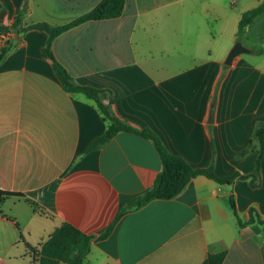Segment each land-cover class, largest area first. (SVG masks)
I'll use <instances>...</instances> for the list:
<instances>
[{"label": "crops", "instance_id": "0c3cea01", "mask_svg": "<svg viewBox=\"0 0 264 264\" xmlns=\"http://www.w3.org/2000/svg\"><path fill=\"white\" fill-rule=\"evenodd\" d=\"M99 1L0 0L1 24L10 25L26 7L22 27L58 26ZM262 1L244 3L249 10ZM208 5L126 0L120 17L75 26L53 40L51 51L76 85L109 90L105 102L116 117L150 129L192 167L248 175L259 147L253 141L241 153L264 122V40L258 36L264 13L240 38L250 52L227 66L236 31L225 44L216 42L220 15ZM46 39L40 30H12L11 50L0 65V190L22 194L42 210L4 198L0 247H21L32 261L30 251L67 223L92 237L84 264H201L221 252L222 264H264L261 226H240L228 201L232 195L241 222L252 208L264 221V148L256 188L245 179L218 184L199 175L175 198L127 212L102 236L131 198L152 187L161 162L152 141L128 132L87 150L107 122L93 100L63 89L42 55Z\"/></svg>", "mask_w": 264, "mask_h": 264}, {"label": "trees", "instance_id": "16d2710c", "mask_svg": "<svg viewBox=\"0 0 264 264\" xmlns=\"http://www.w3.org/2000/svg\"><path fill=\"white\" fill-rule=\"evenodd\" d=\"M126 0H100L90 11L80 15L58 26H50L40 22L25 27L21 26L22 18L26 12V7L22 8L15 16L10 25L0 23V35L15 31L17 35L23 34L28 30H40L46 33L47 39L42 48V55L52 62V68L59 79L63 89L69 93H81L87 98L94 101L102 118L107 122V127L102 135L97 137L87 148L88 151L97 150L104 146L118 132H128L138 135L142 138L152 141L153 146L159 156L161 162V170L156 175L154 183L150 189L139 196L131 198L124 207L119 211L114 222L106 229L102 236H107L119 219L131 210L138 209L148 202L155 199L169 200L175 198L188 184V182L199 175L212 179L218 184H232L235 179H245L249 181L251 187L256 188L259 185V166L264 148V122L258 124L252 133L248 147L241 153L244 155L252 148V142L255 141L259 147V153L255 162V169L251 174L242 175L239 172H233L225 176H218L212 165L207 168H194L184 158L174 155L168 151L160 138L148 128L136 129L116 117L106 104L111 96V92L106 89H97L89 86L76 85L71 75L65 68L54 58L51 45L53 40L63 32L78 26L87 21H95L102 19L118 18L122 15ZM0 4V11L2 10ZM264 13V1L255 7L246 10L240 14L236 28V42L240 40L244 29L255 18ZM12 42L8 39L5 44L0 47V65L10 52ZM255 53H261L258 49ZM14 196L23 199L30 204L34 210L42 213L41 208L33 201L26 199L22 194L11 193L0 190V202L6 198ZM229 206L233 215L237 218L240 226L246 224L257 223L261 226L264 234V221L259 217L256 211L249 209V218L246 222H241L237 216L235 203L232 195L229 196ZM92 237L79 231L77 228L67 223H62L56 227L49 237L39 245L37 249L30 251L32 262L37 264H84L86 256L90 251ZM225 253L210 254L201 264H222Z\"/></svg>", "mask_w": 264, "mask_h": 264}, {"label": "rangeland", "instance_id": "374dc122", "mask_svg": "<svg viewBox=\"0 0 264 264\" xmlns=\"http://www.w3.org/2000/svg\"><path fill=\"white\" fill-rule=\"evenodd\" d=\"M211 1V3H210ZM233 0H208V7L214 6L217 8V12L220 15L218 23H220V28L216 34L217 38L216 42L222 41V44H225L228 39L235 34L237 22L239 19V15L244 10H247L252 5H248L244 3L247 0H234L237 1L235 5H231ZM259 19V23L261 20ZM221 21V22H220ZM214 26L216 22L212 23ZM258 36L260 39L264 40V27L261 24V28L259 29ZM242 41V43H241ZM244 47L247 46V42L244 40L239 41ZM249 42H253L252 38H249ZM236 43V42H235ZM233 43L232 46L235 44ZM262 46L264 48V41H262ZM7 214V213H6ZM8 215V214H7ZM0 264H33L31 259L28 257L26 253L22 252L21 247L17 246H3L0 247Z\"/></svg>", "mask_w": 264, "mask_h": 264}, {"label": "water", "instance_id": "95a60500", "mask_svg": "<svg viewBox=\"0 0 264 264\" xmlns=\"http://www.w3.org/2000/svg\"><path fill=\"white\" fill-rule=\"evenodd\" d=\"M5 15V10L0 11V23H2L3 17ZM250 50L244 47L240 42H236L230 51L228 52L226 59L224 61V64L229 66L231 65L233 59L238 56L239 54L242 53H249ZM213 118V106L210 107V112H209V121L211 122Z\"/></svg>", "mask_w": 264, "mask_h": 264}, {"label": "built area", "instance_id": "2783aa9c", "mask_svg": "<svg viewBox=\"0 0 264 264\" xmlns=\"http://www.w3.org/2000/svg\"><path fill=\"white\" fill-rule=\"evenodd\" d=\"M8 39H10V32L6 34H1L0 35V47H2Z\"/></svg>", "mask_w": 264, "mask_h": 264}]
</instances>
